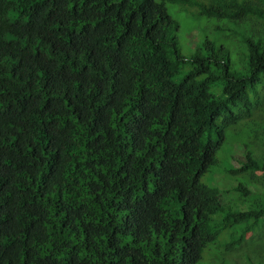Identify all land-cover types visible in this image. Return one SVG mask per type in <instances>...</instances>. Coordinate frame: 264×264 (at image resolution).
Instances as JSON below:
<instances>
[{
	"label": "trees",
	"instance_id": "trees-1",
	"mask_svg": "<svg viewBox=\"0 0 264 264\" xmlns=\"http://www.w3.org/2000/svg\"><path fill=\"white\" fill-rule=\"evenodd\" d=\"M0 264H264V0H0Z\"/></svg>",
	"mask_w": 264,
	"mask_h": 264
},
{
	"label": "rangeland",
	"instance_id": "rangeland-1",
	"mask_svg": "<svg viewBox=\"0 0 264 264\" xmlns=\"http://www.w3.org/2000/svg\"><path fill=\"white\" fill-rule=\"evenodd\" d=\"M186 38H187V37L183 34V37H182V43H183V44L186 42V41H185ZM246 132H247V130L245 129V132H244L243 134H241L240 137L243 138V136L246 134Z\"/></svg>",
	"mask_w": 264,
	"mask_h": 264
}]
</instances>
